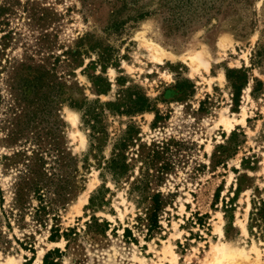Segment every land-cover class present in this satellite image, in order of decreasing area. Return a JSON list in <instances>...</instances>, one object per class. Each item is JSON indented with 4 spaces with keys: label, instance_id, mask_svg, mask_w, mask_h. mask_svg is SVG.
<instances>
[{
    "label": "rangeland",
    "instance_id": "obj_1",
    "mask_svg": "<svg viewBox=\"0 0 264 264\" xmlns=\"http://www.w3.org/2000/svg\"><path fill=\"white\" fill-rule=\"evenodd\" d=\"M58 151L52 206H15ZM261 200L264 0H0V264H264Z\"/></svg>",
    "mask_w": 264,
    "mask_h": 264
},
{
    "label": "trees",
    "instance_id": "obj_2",
    "mask_svg": "<svg viewBox=\"0 0 264 264\" xmlns=\"http://www.w3.org/2000/svg\"><path fill=\"white\" fill-rule=\"evenodd\" d=\"M229 77V76H228ZM239 88V87H238ZM135 101H134V112H142L145 110H148L150 108L149 100L144 96V95H135ZM107 105V104H106ZM79 109L82 112V119L85 125H87L92 134L95 132H98V129H100V114L95 113L94 107L92 105L86 104V106L80 104ZM155 118H157V114L155 115ZM129 130V129H128ZM126 131L125 134L121 136L119 139V142L116 145L118 148L116 154L108 161L107 168L108 170L112 173L113 176L116 178H120L122 175L126 173L127 170V163L124 160V156L122 154V148L126 144V142L130 139V135H128L129 131ZM233 135V133L231 134ZM152 153H155V151H152ZM51 156V163L56 164V171L54 170L53 166V171L51 170L49 175L48 172L44 166V158L42 154H37L33 153L31 156H24L22 155V164L24 165V168L18 171L17 173V179L18 182L14 184V192H15V198H14V205L18 206L20 204V198H22L24 192L26 190L28 192H32L33 194L36 195L38 199V204L37 208H35V213L39 211L45 212L48 206H52L53 204V199L49 197L50 194L56 192L58 195H60L61 187H53L55 183L54 178L60 177V171H61V158L63 154L61 152H57L56 154L52 155L49 153ZM22 158V157H21ZM39 160H43L41 164H39V167H37L36 164H33V162H39ZM52 164V165H53ZM164 165L160 166V170L165 169L166 166L168 165L167 163H163ZM48 175V178L45 177ZM44 176V177H43ZM25 189V190H24ZM24 191V192H23ZM93 196L90 197V201L93 203ZM95 198V197H94ZM157 195L153 197V204H152V212L149 216V222H148V227H147V232L150 233L152 228H154L157 224V209H158V204H157ZM260 206L257 209V213L261 214L264 212L263 206H264V201H259ZM49 209V208H48ZM45 214V213H43ZM42 223V222H41ZM71 231V229H69ZM67 232H63L62 235L67 236ZM130 234V230L128 228L124 229V236H127ZM59 235V230L54 228L52 229V234L50 235L49 239L53 240L54 237ZM58 250L55 249L53 252H57ZM49 254H45L43 257V262H47Z\"/></svg>",
    "mask_w": 264,
    "mask_h": 264
}]
</instances>
